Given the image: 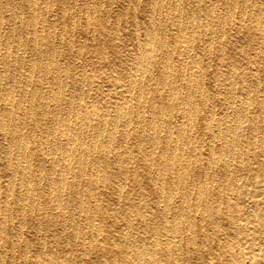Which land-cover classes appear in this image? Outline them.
<instances>
[{
    "label": "bare ground",
    "instance_id": "6f19581e",
    "mask_svg": "<svg viewBox=\"0 0 264 264\" xmlns=\"http://www.w3.org/2000/svg\"><path fill=\"white\" fill-rule=\"evenodd\" d=\"M0 264H264V0H0Z\"/></svg>",
    "mask_w": 264,
    "mask_h": 264
}]
</instances>
